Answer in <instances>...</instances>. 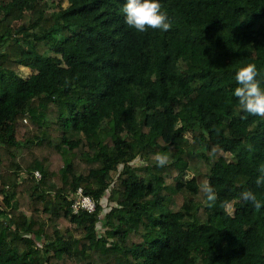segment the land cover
Wrapping results in <instances>:
<instances>
[{"label": "trees", "instance_id": "trees-1", "mask_svg": "<svg viewBox=\"0 0 264 264\" xmlns=\"http://www.w3.org/2000/svg\"><path fill=\"white\" fill-rule=\"evenodd\" d=\"M49 3L0 0V264H264L239 195L264 205V117L234 95L250 63L264 88V0H160L167 32L126 0Z\"/></svg>", "mask_w": 264, "mask_h": 264}, {"label": "clouds", "instance_id": "clouds-1", "mask_svg": "<svg viewBox=\"0 0 264 264\" xmlns=\"http://www.w3.org/2000/svg\"><path fill=\"white\" fill-rule=\"evenodd\" d=\"M162 8L160 0H126L122 11L125 15V23L138 32H145L148 29L167 32L171 28V23ZM258 76L259 72L254 63L240 67L235 73V81L238 86L234 89V95L238 98L243 111L254 116L264 117V88L261 87V81L257 79ZM154 159L158 167L166 166L169 160L167 155L160 153H157ZM260 172L262 175L256 179L257 185L264 184V166H261ZM200 190L205 194L209 206L216 202L217 194L208 181H204L200 185ZM239 195L244 202H251L256 209L264 206L250 190L242 191ZM222 206L225 210H230L231 207L228 203H224Z\"/></svg>", "mask_w": 264, "mask_h": 264}, {"label": "built area", "instance_id": "built-area-1", "mask_svg": "<svg viewBox=\"0 0 264 264\" xmlns=\"http://www.w3.org/2000/svg\"><path fill=\"white\" fill-rule=\"evenodd\" d=\"M34 175L39 177L40 172L34 170ZM70 207L73 213H78L81 210L92 212L95 209V200L91 195L85 193L81 186H78L71 196Z\"/></svg>", "mask_w": 264, "mask_h": 264}, {"label": "rangeland", "instance_id": "rangeland-1", "mask_svg": "<svg viewBox=\"0 0 264 264\" xmlns=\"http://www.w3.org/2000/svg\"><path fill=\"white\" fill-rule=\"evenodd\" d=\"M55 2H56V0H54V3H49L48 4V6L46 8V11L47 12L51 13L52 11L55 10V8H56ZM68 34H69V31L67 29H62L60 31V36L68 35ZM23 43H24V46H27L28 47V44L26 42H23ZM20 72L26 74L27 73V70L26 69L25 70H22L21 69ZM187 175L190 176L191 175V172H187ZM100 202H102V204L104 205L103 211H106L110 205H112V204L115 203V201L113 199H110L109 200V197H108L107 194H105L104 196H102ZM229 204L231 205V203H229ZM231 210H232V205L230 207V210H228V211L231 212Z\"/></svg>", "mask_w": 264, "mask_h": 264}]
</instances>
